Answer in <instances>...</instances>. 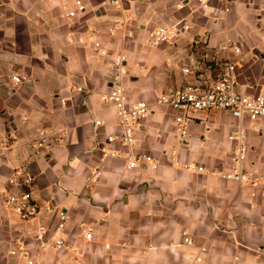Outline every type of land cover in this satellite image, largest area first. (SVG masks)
Wrapping results in <instances>:
<instances>
[{"label": "crops", "instance_id": "1", "mask_svg": "<svg viewBox=\"0 0 264 264\" xmlns=\"http://www.w3.org/2000/svg\"><path fill=\"white\" fill-rule=\"evenodd\" d=\"M83 1L85 11L67 18L73 0H0V264H27L8 254L20 243L42 264H264V200L225 176L238 145L229 135L240 126L243 168L264 173V120L200 111L180 137L176 111L156 107L135 128L133 149L150 163L130 169L127 148L108 141L121 132L116 108L101 100L117 55L125 57L132 100L205 87L225 59L239 64L242 94H264V0ZM160 26L170 37L152 47L150 33ZM12 75L25 82L14 87ZM15 169L35 178L34 219L5 206L7 193L18 191L9 183ZM61 212L66 241L80 256L37 250L38 224L50 234ZM83 227L93 230L89 242Z\"/></svg>", "mask_w": 264, "mask_h": 264}, {"label": "built area", "instance_id": "2", "mask_svg": "<svg viewBox=\"0 0 264 264\" xmlns=\"http://www.w3.org/2000/svg\"><path fill=\"white\" fill-rule=\"evenodd\" d=\"M115 5H119V0H112ZM74 7L67 8L65 6V16L67 18H75L84 12L86 5L83 0H73ZM117 24L115 29H119ZM92 34H101V30L93 29ZM170 37V31L163 26L157 27L150 33V46L158 47L167 42ZM102 54H106L107 50L100 47V43L96 42ZM235 53L240 52V48L233 46ZM125 57L122 55L114 56L109 64L111 73V86L101 95L104 103H111L116 108V115L121 129L120 135H109L108 141L113 142L117 138L121 144L127 148L124 157L127 160V167L137 169L140 165L150 163L147 154L134 151L136 144L135 128L137 123L142 119L150 116L156 107L167 106L176 111L174 118L176 131L180 137H184L189 125L195 121V113L200 111H229L235 118L240 120L249 119L256 122L264 120V94L255 96L244 95L239 91L240 79L238 76L239 64L236 61L225 59L215 64L214 70L216 78L213 83L205 87L186 84L172 93H159L153 102L144 100H132L127 93L124 83L126 75ZM184 73H189L190 69L184 68ZM10 82L14 87L23 84L25 78L21 75H12ZM83 87H78L77 91H83ZM96 124H102L97 120ZM42 139L40 145H44L46 139L45 133L41 134ZM230 140L238 143L230 172L225 176L239 182L241 185L250 188L253 194L258 195L264 200V173H253L243 168V162L246 159L248 145L246 142L247 129L244 126L236 127L229 135ZM109 155L119 157L116 151H110ZM188 168H197L198 171H205L204 167L188 165ZM97 173L96 175H98ZM9 183L18 188V191L8 192L5 198V206L14 209L22 220L34 219L40 211V205L32 197L35 185L34 176L26 169H15L9 178ZM46 210H52L51 205L44 206ZM68 224V216L61 212L59 222L53 231L49 234L46 226L38 224L35 239L38 242V251H46L49 247L57 250L68 249L76 256H80L78 249L66 241V228ZM82 236L86 241L93 239V230L90 227L82 228ZM187 244H193V240L185 238ZM202 248V247H201ZM205 250V248H202ZM8 254L13 257H22L27 264H42L37 260V256L30 253V249L19 244L18 247L12 248Z\"/></svg>", "mask_w": 264, "mask_h": 264}]
</instances>
